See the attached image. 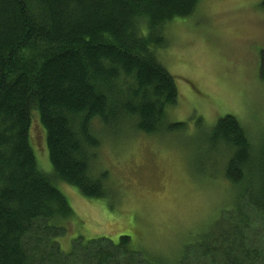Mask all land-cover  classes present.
Returning <instances> with one entry per match:
<instances>
[{
  "label": "trees",
  "instance_id": "trees-1",
  "mask_svg": "<svg viewBox=\"0 0 264 264\" xmlns=\"http://www.w3.org/2000/svg\"><path fill=\"white\" fill-rule=\"evenodd\" d=\"M201 1L0 0V264L262 263L264 242L247 209L264 227V140L252 142L233 116L217 123L208 146L231 152L225 178L234 205L178 262L151 259L128 236L79 238L70 253L57 241L74 212L55 182L88 199L108 195L107 173L92 174L101 144L93 121L115 131L132 121L149 135L165 126L178 89L157 50L168 46L166 27L193 16ZM260 76L264 83V57ZM35 113L53 177L37 164Z\"/></svg>",
  "mask_w": 264,
  "mask_h": 264
},
{
  "label": "rangeland",
  "instance_id": "rangeland-1",
  "mask_svg": "<svg viewBox=\"0 0 264 264\" xmlns=\"http://www.w3.org/2000/svg\"><path fill=\"white\" fill-rule=\"evenodd\" d=\"M165 36L168 46L157 54L175 79L177 102L167 107L165 126L155 135L137 131L132 121L118 131L93 121L101 144L92 174L107 173L108 195L88 199L55 182L74 212L57 240L64 253L79 238L128 236L151 259L178 262L184 248L234 205L235 187L225 178L231 152L220 146L209 151L208 141L226 116L236 118L252 142L264 140V0H202L193 16L169 24ZM178 123L185 126L171 128ZM31 134L40 171L53 177L36 113ZM247 213L256 225L253 235L264 242L261 220L250 208Z\"/></svg>",
  "mask_w": 264,
  "mask_h": 264
}]
</instances>
